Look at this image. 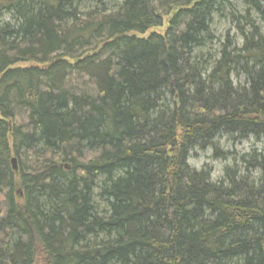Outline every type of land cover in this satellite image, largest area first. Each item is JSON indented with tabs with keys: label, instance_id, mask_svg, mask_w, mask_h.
<instances>
[{
	"label": "trees",
	"instance_id": "16d2710c",
	"mask_svg": "<svg viewBox=\"0 0 264 264\" xmlns=\"http://www.w3.org/2000/svg\"><path fill=\"white\" fill-rule=\"evenodd\" d=\"M223 137L264 139V0H0V264H264V150L187 163Z\"/></svg>",
	"mask_w": 264,
	"mask_h": 264
},
{
	"label": "rangeland",
	"instance_id": "374dc122",
	"mask_svg": "<svg viewBox=\"0 0 264 264\" xmlns=\"http://www.w3.org/2000/svg\"><path fill=\"white\" fill-rule=\"evenodd\" d=\"M232 3L236 7V12L241 14V5L239 2L232 1ZM111 8H114L113 5L112 7H108V9ZM257 24H259L258 21ZM211 30L216 39V41L211 42L209 46L212 52L217 53L219 46L223 43L227 34L230 38L234 37L233 39H235L238 44L240 43L239 40L237 41L238 37H236L237 31L235 26L230 22L226 13H224L222 17H216L213 20ZM232 84L234 86H245V80L243 77L238 79L232 78ZM218 148L220 154L224 156L223 159L213 157V152L211 150L203 152L193 151L187 161L188 165L196 170H202L204 168L210 170L211 179L213 182H218L222 180L224 171L227 168L232 169L234 168L233 165L241 167L240 160L243 156L252 151L258 153L262 152L264 150V139L256 140L249 138L245 141L235 142L231 137H223L218 141Z\"/></svg>",
	"mask_w": 264,
	"mask_h": 264
},
{
	"label": "water",
	"instance_id": "95a60500",
	"mask_svg": "<svg viewBox=\"0 0 264 264\" xmlns=\"http://www.w3.org/2000/svg\"><path fill=\"white\" fill-rule=\"evenodd\" d=\"M11 164H12L13 170L16 171V160L12 159Z\"/></svg>",
	"mask_w": 264,
	"mask_h": 264
}]
</instances>
